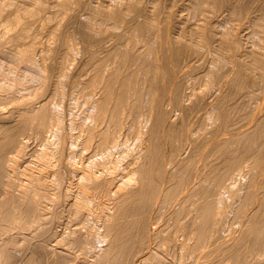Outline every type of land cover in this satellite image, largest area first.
Here are the masks:
<instances>
[{
	"label": "bare ground",
	"instance_id": "bare-ground-1",
	"mask_svg": "<svg viewBox=\"0 0 264 264\" xmlns=\"http://www.w3.org/2000/svg\"><path fill=\"white\" fill-rule=\"evenodd\" d=\"M2 1H3L2 4H4L8 0L6 2H4V0ZM44 1L46 0H42L40 5L39 4L36 5L35 8L27 9L26 8L27 6L26 7L24 6V8L21 6V4H23L24 1L21 2L20 0L19 1L17 0L18 3H16V0H9L7 4L8 3L11 4L5 5V8L12 7L13 8V10L11 9L12 14H15V17H13L12 15L13 18L10 19L11 13H9L10 17L7 20L4 19V17L7 18V16L1 14L5 13L8 10L6 9L4 11V5L1 4L3 7L0 6V13L2 11L4 12L0 14V17H3L4 22L1 20L0 26L1 28L3 26L5 36H8L10 32H13L11 33L12 36H10L9 40L13 42L15 41L16 45L18 44V46L22 47V44L20 45L19 43L21 42L25 43L27 34H29L27 33L28 25H24V23L22 22V20H25L23 19L24 18L23 14L25 15V17L27 15V18L29 17V19H31L30 21L33 23L35 18L38 19L39 17L38 14L41 15L43 13V12L40 13V11L42 9L41 7ZM86 1L87 0L58 1L59 5L57 4L58 6L56 11L57 15L55 18L57 17L60 18V14L61 15L66 14V16L64 15L65 18L62 17L65 21L61 24L60 30L55 29L56 26L54 27L52 26L57 31L56 33H54L55 31L51 32V34L54 33V37H53L54 39L53 38L52 39L55 40L54 42L51 39V41L53 42L52 45H54L52 46L53 48H50L51 46L48 47L49 49L52 50V52L50 50L49 51L53 53V54L50 53V55H48L49 58L52 55L50 59L51 61L49 60L48 56H46L47 58H44V55L42 56V54H41L42 57L41 60H38V58H36L35 52L37 51L38 47L36 48L35 52L31 49L28 48L22 49L20 47L21 50L16 49V51L17 50L18 51L14 56L11 53L12 51H10V53L13 56L12 57L13 61L19 63L20 65L23 64L24 69L25 70L27 69L29 71L30 76L27 77L29 78L28 80H24V79L22 80L20 77H18L19 75V74L17 75L18 68L16 67H18L19 65L15 66L16 70L13 69V67L11 66V68L8 67L10 68L9 70L5 72H0V264H264V173H263L264 171L263 172L261 171L264 169L261 166L263 165V163L262 160L259 158V156L258 159L256 158L257 155H255L256 157L254 158V161L252 159V156L248 157V160L251 163H248L247 158L245 159V157L243 156L240 157L236 156L237 154L241 155V153L242 155H244L243 153H245V151L242 152L243 149L244 150L247 148L249 149L252 146L251 144L252 137H253L252 139H254V137L255 138L263 137L259 135L264 134V119L259 120L256 118L257 116L254 117V115L247 112L249 113L248 117L249 115H251L250 117L252 118L254 117L256 119V120L254 119L256 126L254 127V129L255 131L256 130L257 131L255 132L256 134L253 133L255 134L254 136L251 133V131L252 132L254 131L252 129L250 131L251 134L247 129H245V132L240 130L241 132H243L244 136L248 135L249 138L251 137L250 139L247 138L248 136L245 137V140L247 139L245 142L250 140L251 143H249L250 142L249 141L248 142L249 144L248 143L245 144L246 146L244 147L246 148L239 147L242 150L240 151L241 152L240 154L236 153L237 151L234 152L233 148L230 149V145H231L230 143H236L237 145H239V143L241 144L240 142L241 138L239 137H238L239 139L236 138L237 140L235 142L234 141L235 138L232 140L233 136L231 135L229 136V138L232 140V142H229L230 139H227V136L225 139L226 142L225 140H223L225 144L227 142L229 143V145L228 144L226 145L229 148L227 147L225 148L224 146L225 144L224 145L220 144L221 148L219 147L220 148L219 152H221L220 154H222L223 157L219 153L218 154L215 153L217 152V150L213 152V155L215 153V155H220L222 157V158L221 157L218 158L219 160L218 159L216 160L217 158L216 156H215L216 158L214 157V159L212 160H210V158L208 159L209 157L208 153L210 152L207 153V151L205 152L202 149L199 150L196 149L195 145L197 144L194 145V148L198 151L196 152L194 150V153H192V155L189 154L188 158L184 157L185 155H188L186 154L188 151L187 152L185 151L184 141L185 139L188 140L189 137L187 136H189L190 133L193 134L190 130L187 131L185 127L186 124L185 121L186 118H189V116H191L192 112L195 110L194 108L196 107V103L198 104L197 106L200 105L198 102L194 101L193 98H195L197 94L195 93L196 94L195 95L193 92L192 94H190L191 92L189 94L187 93L189 95V99L188 102L187 101L185 102V100H187L185 99L187 97L186 96L187 94H185L184 97L183 90L187 87L186 84H185L186 87L184 86V82L187 83V81L184 80L188 79L186 78L188 74H190L191 76V73L192 74L194 73L195 71L194 66L196 65L195 63L198 62L197 60L199 59L197 58V56L200 57V55L204 54L205 52H208V54H210L215 52L216 50L218 51V48L217 49L212 48L216 50L209 52L211 48L208 46V43L212 39L210 38V40L208 41V36H207L208 31L207 29L205 30V28L208 25L207 26L205 25L206 27L204 25L203 27L199 26L201 28L198 27L199 29L197 30L195 27V32L193 33H195L194 35H196L197 38L196 41L198 40L197 47L200 46L199 47L200 51H196L198 52L196 57L194 56L191 57L190 53L188 52L190 51V48L192 49L191 47L192 45L189 46L190 45L189 43L192 44L195 42V40L194 42L187 41L186 43L185 41L187 40L188 36L187 37L182 36L184 41L182 39L181 41L183 42L180 41L177 42V38H175L176 40L173 41L174 38L172 36H171L172 40L167 38L168 37L167 35H166L167 37L164 38L163 34L165 32L163 31L161 25H165V22L167 21L163 20L165 21L163 24L158 23V21L156 20L157 18L154 17L153 14L154 12L152 11L153 13H150L151 12L149 10L150 8L147 10L148 4L147 6L145 5L146 4L145 0H122L126 9L125 14L127 12L129 13V17H126L127 19L123 14L124 13L123 11L125 9L121 11L123 6L122 7L119 6L121 7L118 8L120 10H117L114 7L112 9L110 7L111 9L110 10L107 7L109 11L103 12L100 15L101 16L103 15L104 16L103 18H105V20L109 19L110 21L112 19V22L114 21L115 24H117L119 21H124L123 19L125 18V21L123 22L125 24V28H123L124 26L122 28L123 30L130 29L132 33L134 29L139 30L140 32L144 30L145 31L148 30L149 32L148 35L151 33L154 36L153 37L151 35L152 38L150 39H152V41L157 40V45L155 44L156 46L154 45L155 47H153L152 45H149L148 42L146 43L147 45L144 44L145 46L141 47L138 44H142V43L138 41L139 39L138 37H137L138 39L136 38L137 32L134 33L135 35H133L132 33H129L127 30L129 35L131 34L132 35L129 36L128 34H126V36L128 35L129 38L125 37L128 38L126 40L127 42L125 41L126 42L125 44L122 43L123 41L117 42V46L118 45L120 46L118 49H116L117 48L116 43L114 44L116 48L113 49L115 51L117 50L116 53H114V50H112L111 52L110 49H108L107 52L105 51L107 50L106 46H108L109 44L105 46V43H103L104 46H102L103 45L102 44L101 48L98 46L99 50L103 49L101 50L103 51L102 52L103 55H105L106 53L108 54V52L110 51L111 54H108L105 58V56L102 57V53L100 55L101 57L99 56V54H97L100 51L98 49L97 51L95 50L96 48L94 44L99 43L100 45V42L103 41L105 42L107 36L106 37L102 36L103 37L101 38L102 40L100 39V41H98L97 39H99L100 36L97 38L96 35L97 41H95V39L93 41L95 34L92 33L94 35L92 36L91 32L92 30L94 32L95 27H92L94 23L92 22V24H90L88 21L85 22V20L83 19L84 21L83 20L81 21L84 22L83 24L87 25L88 27L84 26L85 27L84 28L82 26L83 29L81 27V21H80L81 18L79 19V16L83 10L87 9ZM160 1L162 0H159L158 2ZM232 1L234 2V0ZM240 1L239 3L232 2L230 3L231 4L230 6L226 5L227 3L226 4H224L223 2L222 3L224 4L223 7L226 8L228 7L229 10L230 9L232 10L231 13L232 16L237 17V14L241 13L242 11L240 10L241 7L244 5L243 4L244 0L243 1L240 0ZM116 2L117 1H115V3ZM156 2H154V4L158 3ZM166 2L167 1H165L164 4H166ZM168 2L170 3V1ZM249 2H251V4ZM249 2L248 4H250L251 6L254 3L252 0L251 1L249 0ZM174 5L176 6L177 4L174 3ZM108 6H110V4ZM186 6L189 7V5ZM192 6L194 7L195 11L201 13L200 19H202L201 18L202 14L204 15L205 13L211 11L215 12L216 9L215 7L217 6L220 7L218 0H196L194 1ZM254 6L256 5H253L252 9H254ZM244 7L242 9H245L247 11L248 5L246 6L247 9ZM261 7H263V5L257 7L259 11L263 10L264 8L263 7L261 9ZM50 8L51 7H49V9ZM107 8L106 10H108ZM159 8L160 7H158V9ZM189 8L193 10L191 6ZM95 9L96 7L94 8V10ZM98 9L101 11L100 8H97V10ZM252 9H250L249 7V10L252 11ZM45 10H47V8ZM154 10H156V5ZM245 10H243V13ZM249 10L247 11L248 13H250ZM58 11H59V15H58ZM147 11H150L149 13L152 14L155 19L148 18L149 15L147 14ZM161 11L163 12V10ZM98 12L96 14H98ZM261 12L258 13L259 20L264 19V18L261 19L260 14L263 13ZM156 13L157 12H155V14ZM223 15L224 13L222 14V17ZM46 17H49V15H46ZM46 17H44V19ZM140 17H144L145 20L144 21L142 20L143 23L140 22L137 24L138 21L137 19H139ZM165 17L167 18L166 15ZM206 17H208L207 14L204 15V18ZM234 17L232 18L235 19ZM243 17L244 15H242V18ZM195 18L194 20L196 21ZM232 18H228V19L231 20ZM249 18L251 19V17ZM209 19H211L210 15L207 20ZM236 19L238 20V18ZM76 20L80 21V24L79 25L77 24L76 26L77 29L78 28L80 29L78 30L76 29L79 33H77V31L75 30L76 32H74L73 34L74 36L75 33L77 34L76 35V37H78L77 40L79 39L81 43H83V46L85 45L87 47V48L84 47L83 49L85 48L89 49L90 51L88 52H90L89 54H91V56H89L91 59L90 58L88 59L86 57L89 60V62L88 61L87 62L89 64H92V66L89 67V70H87L88 67H86V70L88 72L90 71L89 73L91 77L89 78L88 75V77H86L85 80L87 81V79L89 78L90 81L89 80L88 81L89 83H91L90 85L89 84L87 85L88 82L83 83L84 82L83 80H78L79 79L78 77L81 76L83 77L84 75L83 73L85 70L82 68V65H84V63L80 62L82 63V65H80L79 63L80 66L78 65L77 69L75 68L77 70V71L75 70V72L77 73L78 77H74L73 76L74 72L72 71L73 73L71 72L70 74V69L68 70L70 62L72 61L74 62L75 60V63H77L76 61L78 59L75 58L76 50L74 51L73 49L74 48L73 46L76 43L72 44V41L75 38L71 35L72 33H69L72 24L75 23L74 21ZM183 20H187V19H183ZM204 20L205 19H203V21ZM37 21L39 22V19ZM95 21L97 20H95L94 17V22ZM159 21L162 22L161 20ZM193 21L190 22L194 24ZM211 21L213 22V20ZM1 22H3V24ZM42 22L44 21L42 20ZM186 22L188 21H185V23ZM262 22L263 24L261 25L263 26L264 20L260 21V23ZM206 23L208 24V21H206ZM253 23L251 25L255 27ZM170 24L171 23L168 22L167 24L168 28ZM173 24L176 25L175 23ZM187 24L188 23H186V26ZM226 24L227 21L225 23V27ZM113 25L114 24H112V26ZM197 25H200L199 22ZM211 25L212 24H210L209 26ZM116 26L121 27L118 24ZM178 26H180V24H178ZM193 27L194 26H192V28L191 27L188 28H190L191 30L194 29ZM53 28L52 30H54ZM208 28L210 29L211 27ZM185 29L183 28V30ZM256 29H258V26L255 28L254 33H257ZM259 29L258 30L260 33L261 30L262 32L264 31L263 28H259ZM224 30H227L228 32V27L227 29L224 28ZM229 30L231 31V28H229ZM237 30H235V32L231 31L228 33L224 31L225 34L224 35L222 34L223 36L221 35L222 37L221 43L219 41L220 37L218 38L219 42L218 41L217 42L218 44H220L221 47L220 51L221 52L223 51L224 55L228 54L229 53L228 51L230 52L234 51L237 54V52L243 49V48L239 49L241 45H239V42L237 41V37H238V33L236 32ZM252 30L254 31V29ZM49 31L48 33H50ZM253 31H252V35H253ZM98 32L103 34L101 30ZM142 33L143 32H141L140 34ZM180 33H182V31ZM212 33H214V31ZM4 34L0 33V35H4ZM140 34L138 35L137 33V36H140ZM65 35L67 38H65ZM69 35H71L73 39L72 38L70 39ZM90 35L92 40L90 39ZM123 35L125 36V34ZM260 35L258 36V38H260ZM117 36H119V38L122 39L121 34ZM117 36L115 37L116 40L119 39V38L117 39ZM216 36L218 37L219 35ZM8 37L6 38L8 39ZM147 37L148 36H146V38ZM108 42H110V40ZM254 42L255 41H253V43ZM211 43L212 41H210V44ZM68 44L71 45L70 46L71 48L73 47L72 48L73 50L71 49L72 51L68 50L67 48L69 46ZM97 45L98 44H96V46ZM137 45L139 48L142 49L144 48L143 52H140L141 49H139ZM255 45L257 46L258 44L255 43ZM177 46H178V50H179V46L180 49L182 47L185 48L186 51L184 50V52L185 53L187 52L191 57L190 59L188 58L189 65L192 66L193 64H195L193 65V68L188 69L187 67L189 65L179 66L178 61H176V59H178V56L175 57L176 59H174V61H176L177 63L176 64L174 63L173 56L175 55L173 54H175L176 52L178 53V51L175 50ZM217 47H219V45ZM252 47L254 48V46ZM48 48L45 49V53L48 52L46 51L48 50ZM63 48L67 50L65 51V55H63L65 57H62V53H61V58L64 59H62V61L58 60L59 61L58 62L57 59L60 55V51ZM41 49H43V47ZM135 49L139 51H137L136 53V51H134ZM243 50L245 52V49ZM4 51L6 52L5 49ZM86 51L84 52L86 53ZM174 51L176 52L174 53ZM255 51L252 52L253 55H251L253 57V61L255 62V64H253L254 62L252 63L253 65H255L253 67L255 68L257 66L256 68L258 67L262 68L264 67V59H263L264 56L263 54H260L258 50L257 51L259 53ZM218 52H215V54L213 53L214 56L211 54L212 58L214 57L215 59H217L216 64L220 63V61L218 62L219 57L218 58H216L217 56L215 57L216 53ZM221 52H219L218 56L222 54ZM132 53H134V55ZM248 53L251 52L249 51ZM82 54L84 55L83 52ZM230 54H228V56ZM232 54H231V56H233L232 58H237L235 56H239ZM4 56H6V54ZM228 56H226V58H228L227 61L229 62L230 58ZM112 57L114 58L113 61L111 60L113 62L112 64L113 66L109 65L110 63H112L111 61L109 63V60ZM212 58L211 61H213L214 59ZM10 59H11V55L9 57V60ZM47 59L49 61H47L46 63ZM140 59L142 63L144 62L143 65L142 64L140 65L141 63ZM223 60H225L223 61L224 64L228 65L230 68L231 66L229 64L231 62L227 64L228 62L225 63L226 59ZM234 62L237 63V61ZM238 62L239 65H241L240 61ZM185 63L186 62H184L183 64ZM211 63L209 64V66L211 65ZM3 64L1 65L3 66ZM224 64H222L221 67H224ZM218 65L213 66L214 71H212L211 69L210 70L211 74L217 72V70L215 71V67H217ZM234 65L235 63L232 65V67ZM239 65L237 63V66ZM74 66H72V68ZM200 67L202 66L200 65ZM236 67L234 66V68ZM196 68L197 67L195 66V69ZM234 68L233 69L230 68L229 70L232 69L231 70L232 73L233 71L236 72L237 69L234 70ZM259 68L258 71L263 73L264 71H260L261 69ZM223 69H221L218 73L220 72L223 73L224 72ZM190 70H192L191 73H189ZM239 70L241 71L240 73H242L241 68ZM226 73L224 72L223 74ZM261 73H258V75H260ZM67 74H70L68 77V81L70 79V76H73L74 79L78 78L75 80L78 89L79 86L83 84L85 85V86L84 85L81 86L83 87V90L85 89L84 87L88 89L89 86L93 89L91 90V88H89L91 91L90 90L88 91L90 92L85 91L86 93H84V95L85 94L88 95L86 97L87 99L85 98V96L84 98H81L83 100L84 99L86 100V101L84 100V104H82L81 102L80 105L83 106L79 107L81 108L82 111L84 110L82 114L83 115L82 118L79 117L80 114H78L79 115L78 118L76 116L78 112L76 114L74 112L75 110L77 111L79 109L78 102H77V106H74L71 104L72 102L71 103L69 102V100H67L68 103L66 104L64 103L62 104L63 101L60 100L62 98L64 99V95L66 96L68 95V90L66 92V87H64L65 85L63 83L64 82L63 80L64 78L66 79ZM78 74H80L81 76ZM87 74L88 73H86V75ZM194 75H192V77ZM214 75L215 76L213 75L212 76L216 77L217 74L214 73ZM239 75L235 73V77L233 78L232 76H230L231 78L229 77V79H231L230 83H232V85H234L235 87L234 90L236 94H234V91L232 93L235 96L239 94L236 92L237 90L238 92H241L240 94H242L244 90L242 89L244 85L241 88L240 85L241 75L240 77ZM263 75L264 74H261V77ZM219 76H221V74H219ZM226 76L227 75H225L226 79L224 77L222 78H224L228 83L227 81L228 77ZM73 77H71L72 80ZM84 78L85 77H83V79ZM242 78H243V73H242ZM262 78H264V76ZM212 79L214 80V78ZM210 80L211 79L209 77V82L212 83L213 81ZM263 80L261 82H264ZM191 81L192 80H190V82ZM194 81L196 80L194 79ZM194 81H193L194 83L193 86H195L196 83ZM242 81L243 79L241 80V83L243 84ZM224 82H222L221 85H219L220 83L217 82L219 84H215V85L216 86L219 85L218 87L221 86L220 88L223 89L222 85L226 83ZM210 84L208 85L209 87H211ZM259 84L261 85L262 83ZM29 85L30 86L33 85L36 87L33 86L30 87ZM213 86L214 84L212 85L211 88H213ZM228 86L231 87L230 85ZM73 87H75V85ZM188 87L185 89L186 91L184 90V93L188 92L187 91L189 89ZM229 87L227 89H232V87L231 88ZM77 88L74 91H76ZM191 88L192 87H190V89ZM215 88L218 91V88L217 87ZM220 88L219 90H221ZM237 88H240L242 91H240ZM227 89L225 91L228 95L229 92L227 91ZM225 91L222 90V92L224 93ZM76 92L78 93L79 91ZM83 92L84 91H82V93ZM218 92H216L215 94L216 96L217 94L219 95ZM244 93L242 94V96L239 95V97L242 98L244 95L247 96L246 94H248L249 92H247L246 94ZM251 93L252 92H250L249 94L250 96ZM227 95H223L222 93L221 96L217 97L218 98L217 102H215L214 98H213L214 100L211 98L215 102L211 104V107L208 106L210 107L211 113H209L206 117L204 116L205 118L202 117L200 118H202L203 121L204 120L206 121V119L207 121L208 120L212 121V119L215 118L216 120L221 122V123L219 122L220 126L224 127L229 125V123L231 122L230 120L232 118L230 112H227L228 110L225 109L229 106H226L224 108L223 104L229 99L231 103V98H233V96L230 95L232 97L229 98V95L228 97ZM191 96H193V98ZM200 96H201V92H200ZM250 96L247 97L249 98ZM247 97L245 98L248 99ZM78 98H80L79 95L76 98V101H79L77 100ZM245 98L244 100H246ZM239 99L237 98V102ZM242 99H240L239 100L240 102L238 103L241 104L243 102ZM18 101L19 102L21 101L22 103L20 102L18 104L17 103ZM14 102H16L17 105L15 103V105L10 107V105H12ZM252 102H250V104ZM200 103L202 104L203 101ZM230 103H228L227 105H229ZM238 103H234L235 107L236 106L238 107L239 105ZM258 103L259 102L256 101L252 105V107L250 105L247 106V107H251L252 109L254 108L253 111H251V109L248 108L250 109L251 113H254L255 110L254 105ZM73 104L76 105L74 101ZM246 104L247 103H245L244 105L245 107ZM259 105L263 106L264 104L262 105L261 103H259ZM259 105H257L258 108L260 107ZM73 106L77 107V109L75 108L74 110ZM166 106L169 107L171 106V108H173L175 112L178 111V113L180 112L181 115L179 117H177L178 115L177 116L175 115V118H173L172 115L168 116L169 108L166 109L167 108ZM232 106L233 104L230 106L231 109ZM221 109H225V110L223 111ZM227 109H229V111L231 112H233L234 110V108L232 110H230V108ZM263 109L264 106L262 107V110ZM199 110H201V108H199ZM259 110H257V112H259ZM262 110L260 111V113L262 112ZM205 111L202 113L205 114ZM222 111L225 113H223ZM226 112L229 113L231 118L230 120ZM199 113L201 114V111ZM245 115L247 114L245 113ZM143 116L146 118L147 121L145 122V124H144L145 119ZM141 117H143L144 120H141L142 119ZM148 118L150 120H148ZM202 119H201L202 125L200 124L198 126L199 127L202 126L204 128L203 125H205V123L203 124ZM189 120L187 123H189ZM195 120L197 119L195 118ZM216 120L214 121L213 119V122H215L214 125L217 126L218 128V125L216 124L217 122ZM254 120L250 122L253 123ZM209 122H207L206 124H208ZM246 122H249V120ZM128 125H130L128 127L129 129L127 128ZM214 125H210L209 127L213 126L215 128V132L217 130V135L215 133L212 135L219 136L218 131L221 127L219 126V128L216 129ZM205 126L207 127V125ZM253 126L254 125H252V127ZM191 127H193V125ZM126 128L129 130V132L132 133L131 136L132 135L136 136L135 138L140 142V145H138L140 146L139 151L137 150V152H135L133 151L134 150L133 148L132 149L130 147L127 148L125 140L128 135L126 136L125 140L122 139L124 129ZM193 128L195 129V127ZM212 130L214 129L212 128ZM230 130L231 129L227 131L228 134L231 131H234V129L231 131ZM129 132L127 131L125 132V134L126 133L128 134ZM195 132H197V130ZM201 132L204 131L201 130ZM211 133L212 132H210V134ZM224 137L222 139H224ZM190 138L189 140H191ZM216 138L217 137L214 136V139ZM219 138H220L219 142H221V137L219 136ZM263 138H260V140L261 139L264 140ZM131 139H129V141ZM260 140L256 139L255 141H257L258 143ZM212 141L213 139L211 138L210 142ZM241 141L244 140L242 139ZM218 143L212 142V145L211 143L210 145L212 146V148L215 149L216 146H219L217 145ZM244 143L241 144V146H243ZM255 143L256 142H253L254 147H251V149L255 148L256 150L259 151L258 155L259 154L264 155V153H262L264 152L262 151V148L260 150L257 149L256 148L257 144ZM260 143L262 142H259L258 145ZM134 144L132 145L137 147V145ZM207 144L205 145V147L207 146ZM221 145H223L224 147H222ZM200 146L201 148H205L202 147L204 146V144ZM261 146L262 147L264 146V141H263V145ZM239 148L237 149L238 152H239ZM229 149L233 150V152H230L231 154L227 152V150ZM248 151L254 152L253 150H248ZM233 153H235L236 155ZM255 153L256 152H254V154ZM242 157L245 160H247L246 163H248L246 166H244L245 167L244 176L245 178H247V181L243 177L246 183H244L245 184L244 187L243 186H241L242 188L238 187L240 189L237 190L236 187L239 186L238 185L239 183L236 184V181L238 180L239 182L240 178H242L243 175V174L241 175V173H238L239 172L238 168L239 170L240 169L242 170V168L240 167L242 166V164L243 165L246 164L242 162L243 160ZM128 158H130L129 159L130 161L128 160ZM249 158L252 160H250ZM220 159L222 160L220 161ZM125 160L128 161H126L125 163ZM261 167L263 169H261ZM222 169H224V171ZM241 170L240 172L243 173L244 171ZM243 182L244 181H242V183ZM242 183L241 185H243ZM233 184H236L237 186L236 185L233 186ZM226 194L228 195L226 196ZM28 234H30L31 236L28 237L27 236Z\"/></svg>",
	"mask_w": 264,
	"mask_h": 264
},
{
	"label": "rangeland",
	"instance_id": "rangeland-1",
	"mask_svg": "<svg viewBox=\"0 0 264 264\" xmlns=\"http://www.w3.org/2000/svg\"><path fill=\"white\" fill-rule=\"evenodd\" d=\"M0 1H2V0H0ZM6 1H7V0H4V2H6ZM18 1H19V0H18ZM20 1H21V2L24 1L23 4H21V3L19 2L23 8H24V6H25V7L27 6V7H26L27 9H29V8L32 9V8H35L36 5H38V4L40 5V3H41L42 0H27L28 2H27L26 0H20ZM58 1H59V0H53V1H52V0H46V1L43 2V5H42V7H41L42 9H41V11H40V13H42V12H43V13H42L41 15L38 14V15H39V17H38L39 22L37 21L38 19L35 18L36 20L34 19V21H33V23H32V22L30 21L31 19H29V17L27 18V15H26V17H25V15L23 14V17H24L23 19H25V20H22V22L24 23V25H28V28H27L28 32H27V33H29V34H27V38L25 39V43H24V42H21V43L18 42L20 45L22 44V47H21V46H18V44L16 45V44H15V41L13 42V41L9 40V39H10V36H12L11 33H13V32H10L11 35L9 34V35H8L9 37H8V36H5V34H4V30H3V26H2V28H1V26H0V33L4 34V35H0V36H1V38H0V45H1V46H0V59H1V60H0V72H5V71L9 70V69L11 68V66L13 67V69H15V66H16V65H17V66L19 65L21 69L19 68V66L16 67V68L19 69V70L17 69V75L19 74L18 77H20L22 80H23V79H24V80H28L29 78H27V77L30 76L29 71H28L27 69H26V70L24 69V65H23V64L20 65L19 63L14 62L13 59H12V57H13L14 55H16L17 51H18L19 49L21 50V48H22V49H23V48H28V49H31V50H33V51L35 52V51H36V48L38 47V48H37V51H36L37 53L35 52L36 58H38V60H41V59H42L41 54H42V56L44 55V58H47L46 56L50 55V53L52 52V50L49 49L48 47L51 46L50 48H53L52 46H54V45H52V44H53L52 41L55 42V40H53V39H54V38H53V37H54V33H56L57 30H60V28H61V24L65 21L62 17H64V15L66 16V14L62 13V14H64V15H61V14H60V18H58V17H57L58 19L55 18L56 15H57V13H56V11H57V7H58L57 4L59 5V2H58ZM72 1H73V0H72ZM88 1H89V2H88ZM115 1H117V2H116L117 4L115 3ZM120 1H121V2H120ZM150 1H151V2H150ZM150 1H149V0H145V3H146L145 5L147 6V4H148V8H147V10L150 8L149 10L151 11V12H150V11H147V14L149 15L148 18H153V19L157 18L156 20H157L158 23H160V24H161V23L163 24L165 21H167V22H165V25H166V26H167L168 22L172 24V25H171V24L169 25V28H168V26H167V28H166L165 25H161V27L163 28V31L165 32V33L163 32V33H164V34H163V35H164V36H163L164 38L168 36L167 38H169V39L172 40V37H173V38H174L173 41L176 40L175 38H177V42H178V41L183 42L184 40H183L182 36H184V37H185V36H186V37L188 36L187 40L185 41L186 43H187V41H189V42H190V41L194 42V40H195V42H194L195 44H194V43H192V44L189 43V44H190L189 46L192 45V46H191L192 49L190 48V51H191V52H190V51L188 52V53H190L191 57H193V56L196 57V55L198 54V52H196V51H200V49H199L200 46L197 47V46H198V45H197V41H198V40L196 41V39H197V38H196V35H194L195 33H193V32H195V27H196V30H197V29L203 27V25H204V26H205V25H206V26L208 25L207 27L205 26V27H206L205 30L207 29V31H208V32L206 31V32H207V36H208V41L210 40V38L212 39V40H210V41H212V43L210 44V41H209L208 46H209L211 49H212V48H216V49L218 48V51H219V52H221V51H220V50H221V47H220V44H218V42L220 41V43H221V39H222L221 35H222V34L224 35L225 32H226V33L231 32V31L235 32V30L238 29V30L236 31V32L238 33L237 41L239 42V45H241V46L239 47V49L243 48V49H245V52H244L243 49H241L242 51H241V50L239 51L241 54H240L239 52H237V54H236V52H234V51H233V52H232V51H231V52L228 51L229 53L227 52L228 54H230V53H231V54L234 53V54H232V55H239V56H235V57H237V58L239 57L238 59H237V58H232L233 56H231V54L228 56V54H226V52H225L226 55H224L223 51L221 52L222 54L218 56L219 52H218L216 49H212V50L210 49L209 52H212V51H215V50H216L215 52H218V53H216L215 57H216V56H217L216 58L219 57L218 62L220 61V63H217V64H216V62H217L216 60H217V59H215L214 57H213V58H214V59H213L212 56H211V54L213 55V53L215 54V52L210 53V54H208V52H205L206 54L204 53V54L200 55V57L197 56V58H199V59L197 60L198 62L195 63L196 65L193 64V65H195V66L197 67V68L195 69V66H194V70H195L194 73L196 72L195 75H194V73H193V74L191 73L192 70H193V69H192V70H190V72H189V73H191V76H190V74H188V76H186V78H188L189 80H188V79H185V80H184V81H187V83L184 82V86H185V87H186V85H187V87H188V85H189L190 83L192 84V85L190 84L189 87H188L189 89H190V87H192V88L190 89V91H189V89H188V90H187L188 92H186V93H184V90H185L187 87H186V88L184 87L185 89L183 88V89H184V90H183L184 97H185V94H187V93H188V94H189L190 92H191L190 94H192V92H193L194 94L196 93L197 95L195 94L196 97H195V96H194V97L197 98V97L199 96V97H198L199 99L197 98L198 100L195 99V98H193V96H191V97L194 99L195 102H198V103L200 104L199 106H197L198 104L196 103V107L194 108L195 110L192 112V114H194L195 116L197 115V116L195 117L194 115L191 114V116H189V118H186V121H185V122H186L185 127H186L187 131L190 130L193 134L190 133L189 136H187V137L190 138V135H191V138H190L191 140H189V138H188V140L185 139V141H184V142H185V143H184L185 151H186V152L188 151L187 153L185 152V153L188 154V155H185L184 157L188 158V157H189V154L192 155V153H194V150L197 152L199 149H202V150H204L205 152L207 151V153L210 152V153H208V154H209V157H208V155H207L208 159L210 158V160H212V159H214V157L216 156L217 158H216V157H215V158H216V160H217V159L220 158L221 156L223 157V155L220 154L221 152H219V151H220V148H221V147H220V144H223V145H224L225 142H226V140H225V139H226V136H227V139H230L229 136L232 135V136H233L232 140L235 138V139H234L235 142H236L237 139L241 138V139H240V142H241V144H243V143L247 140V139L245 140V137L248 136V135H246L247 132L245 133L246 136H244V134H243V132H245V129H247V130L249 131V133H250L251 129L254 130L253 132L251 131L252 134L255 133V132L257 131V130L255 131V129H254V127H256V126H255V120H256V119H255L254 117L257 116L256 118L259 119V120L264 119V114H263L264 109L262 110V107L264 106V105H263V104H264V101H263V100H264V82H261V81L264 79V78H262L264 75L261 77V74H264V72H263V73L259 72V71H258V68H259V67L256 68L257 66L255 67L256 69L253 67V66H255V65H253V64H255V62L253 61V57L251 56V55H253L252 52H254L255 50H256L255 52H257V53L260 52V54H263V56H264V36H263V35H264V31L262 32V30H261V33L259 32V30H260L259 28H263V30H264V27H263L264 25H263V26L261 25V24H263V22L260 23V21H263V20H264V19H262V18H264V15H262V14H264V11H263V10H264V8H263V7H264V0H255V1L252 0V1L255 3V4L253 3L252 6L250 5L251 2H249V0H247V2H246V0H244V1L242 0L244 5H243V6L241 7V9H240V10H242L241 13H243V10H245V9H242L244 6H245L244 8H246V6L248 5V9L246 8L247 11L249 10V7H250V9H252V8H253V5H256V6H254V9H252V11L249 10L250 13H248V12L245 10L243 14L238 13V14H237V17H234V16L231 15V13H232V10H231V9L229 10L228 7H227V8H226V7H223V5L226 4V3H227L226 5L230 6V5H231L230 3L233 2L232 0H225V1H227V2H225L224 0H220V1L218 0V2H219V6H220V7H218V6L215 7V8H216V9L214 8V9H215V12H212V11H211L213 14H212L211 12L205 13V14L208 15V17H206L207 19L209 18V15H210V17H211V19H209L210 21L207 20L206 18H204V15H205V14H204V15L202 14L203 17H202V15H201V18H202V19H200V14H201V13H198L197 11H195V10H194V7L192 6L193 3H194V1H196V0H194V1H193V0H190V1H189V0H164V1L162 0V1H160V2H158L159 0H156L158 3H157L155 0H150ZM165 1H167V2L170 1V3L168 2V3H169V4H168V3L166 2V4H164ZM174 1H177V2H174ZM181 1H184V2H181ZM236 1H237V0H234L233 3H237V2L239 3L240 0H238L237 2H236ZM250 1H251V0H250ZM7 2H9V0H8ZM7 2L4 3V4H2L3 1L0 2V6L4 5V11H5L6 9L8 10V11H6L5 13H2V12H4V11L1 12L2 14L0 13L1 15H5V16H7V18L4 17V19H6V20L9 19V17H10L9 13H11V17H10V19L13 18V17H15V14H12V10H13L12 7L5 8V5H9V4H11V3H8V4H7ZM25 2H26V3H25ZM109 2H110V3H109ZM154 2H156L158 5H157V4H154ZM189 2H190V3H189ZM222 2H223L224 4H223ZM240 2H241V1H240ZM245 2H246V3H245ZM248 2H249L250 4H248ZM256 2H257V3H256ZM16 3H18L17 0H16ZM24 3H25V4H24ZM35 3H37V4H35ZM47 3H48V4H47ZM86 3H87V5H86L87 9L83 10V11L80 13V16H79V19L81 18L80 21L84 19L85 22L88 21L90 24H92V22H93L94 24H93L92 27H95V29H96V28L99 29V30L96 29L97 31L94 29V32H93V30H92L91 34H92V33L95 34V37H94V38L92 37V38H93V41H94V39H95V41H97V40L100 41V39L103 38L102 36H104V37L107 36V39L105 40V42H104V41H103V42H100V45H99V43H96V44H98L97 46H96V44H94V46H95L96 49H95V48H93V49H95V50L97 51V49L99 50V47L101 48L102 46H104L103 43H105V46H106L107 44H109V45H108L109 48H108V46H106V47H107V50H105V51L107 52L108 49H110L111 52H112V50H114V49L116 48V46H117V42H122V41H123L122 43L125 44V43L127 42L126 40L129 38V37H128L129 33H132V31H131L130 29H124V30H123V28H125V24H124L123 22L125 21V18H126V17H129V13H128V12H127L128 14H127V13L125 14L126 9H125V6H124L123 1H122V0H112V1H110V0H100V1H98V0H87ZM105 3H106V4H105ZM150 3H151V4H150ZM159 3H160L161 5H160ZM174 3L177 4V5L175 6ZM228 3H229V4H228ZM241 3H242V2H241ZM241 3H240V4H241ZM1 4H2V5H1ZM20 4H19V5H20ZM45 4H47L48 6L45 5ZM55 4H56V5H55ZM109 4H110V6H108ZM114 4H116V5H114ZM121 4H122V5H121ZM167 4H168V5H167ZM171 4H172V5H171ZM245 4H246V5H245ZM29 5H30V7H29ZM49 5H50V6H49ZM151 5H152V6H151ZM155 5H156V10H154V9H155ZM163 5H164V6H163ZM186 5H189V7L191 6L193 10H191V8L187 7ZM241 5H242V4H241ZM249 5H250V6H249ZM261 5H263V7H261V9L263 8V10H261L263 13H262L261 11H259V9L257 8V7L261 6ZM105 6H106V7H105ZM116 6H117V7H116ZM119 6H121V7L123 6L122 9H121V11L125 9V10L123 11V12H124L123 14L125 15V18L123 19L124 21H119V22L117 23V24H118L119 26H121V27L116 26L117 24H115L114 21H113V22H114V23H113V22H112V19H111L110 21H109V19H108V20H107V19L105 20V18H103L104 16H103V15H102V16L100 15V14H102L103 12H107V11H109L110 7H111V9L114 7L115 9L120 10V9H118V8H121V7H119ZM157 6L160 7V8L158 9ZM171 6H172V7H171ZM2 7H3V6H2ZM2 7H1V8H2ZM49 7H51V8L49 9ZM95 7H96L95 10H97V8H100L102 12H101L99 9H98L97 11H95V10H94ZM103 7H104V9H103ZM107 7H108L109 9H108ZM153 7H154V9H153ZM162 7H163V8H162ZM186 7H187V8H186ZM255 7H256V8H255ZM44 8H45V9L47 8V10H45ZM106 8H107L108 10H106ZM218 8H219V10H218ZM11 9H12V10H11ZM43 9H44V10H43ZM111 9H110V10H111ZM157 9H158V10H157ZM160 9L163 10V12H162ZM189 9H190L191 11H190ZM214 9H213V10H214ZM10 10H11V11H10ZM58 10H59V8H58ZM186 10H187V11H186ZM216 10H217V11H216ZM93 11H94V12H93ZM98 11H99V12H98ZM152 11H153L154 13H153ZM158 11L160 12L162 19H161L160 14H159ZM97 12H98V14H96ZM149 12H150V13H153L155 18H154L153 15L150 14ZM155 12H157V13L155 14ZM190 12H191V13H190ZM195 12H196V13H195ZM227 12H228V13H227ZM246 12H247V13H246ZM254 12H255V13H254ZM260 12L262 13V14H260L262 20H259V18H258V17H259V14H258V13H260ZM60 13H61V12H60ZM163 13L167 16V18L169 17V18H168L169 21H168V19L165 17V15H164ZM189 13H190V14H189ZM209 13H210V14H209ZM216 13H217V14H216ZM223 13H224V15H223V17H222V14H223ZM44 14H45V15H44ZM95 14H96V15H95ZM157 14H158V15H157ZM169 14H170V15H169ZM191 14H192V15H191ZM240 14H241V15H240ZM247 14H248V15H247ZM12 15H13V17H12ZM16 15H17V14H16ZM42 15H43V17H42ZM46 15H49V17H46ZM58 15H59V11H58ZM93 15H94V17H95V20H97V21H95V22H94V17H93ZM124 15H123V16H124ZM156 15H157V17H156ZM188 15H189V17H188ZM195 15H196V18H195ZM212 15H213V17H212ZM216 15H217V17H216ZM228 15H229V17H228ZM242 15H244L243 18H242ZM21 17H22V15H21ZM44 17H46V18L44 19ZM50 17H52V18H50ZM158 17H159V18H158ZM187 17H188V18H187ZM190 17H191V19H190ZM220 17H221V18H220ZM226 17H227V18H226ZM232 17H234L235 19L238 18V20H237V19L235 20V19H233ZM239 17H240V19H239ZM245 17H246V18H245ZM249 17H251V19H250ZM256 17L258 18L259 21L257 20ZM0 18H1L0 21L2 20V21L4 22L3 17H0ZM26 18H27V20H26ZM41 18H42V19H41ZM48 18H49V19H48ZM64 18H65V17H64ZM194 18L196 19V21L194 20ZM197 18H199V19H197ZM213 18H214V19H213ZM219 18H220V19H219ZM228 18H232L233 20H232V19L230 20V19H228ZM241 18H242V19H241ZM244 18H245V19H244ZM255 18H256V20H255ZM56 19H57V20H56ZM59 19H60V20H59ZM61 19H63V20H61ZM102 19H103V20H102ZM126 19H127V18H126ZM140 19H141V20H140ZM183 19H187V20H183ZM203 19H205V20L203 21ZM217 19H218V20H217ZM223 19H224V21H223ZM249 19H250V20H249ZM42 20H43L44 22H42ZM47 20H48V21H47ZM50 20H51V21H50ZM58 20H59V22H58ZM84 20H83V21H84ZM104 20H105V21H104ZM137 20H138L139 22H138ZM137 20H136V21H137V24H138V23H140V22L143 23V21H144L145 19H144V17H140V18L137 19ZM142 20H143V21H142ZM159 20H161L162 22H160ZM163 20H165V21H163ZM193 20H194V21H193ZM199 20H200L201 22H200ZM211 20H213V22H212ZM251 20H252V21L254 20L253 22H255V21H256V22L253 23ZM25 21H26L27 23H26ZM52 21H53L54 23H53ZM55 21H56V22H55ZM76 21L79 22V23H77ZM76 21H74L75 23H73L74 26H73V24H72V26L74 27V30H73V27H72V26H71L72 29L70 28L71 32H70V30H69V33H72L71 35L75 38V39H73V37H71V35H69V36H70V39H71V38L73 39L72 44H73V43H74V44L76 43V44H75L76 46L74 45V46H73L74 48H73V47H72V48L74 49V51L76 50V51H75L76 53L73 52V53H75V58H76V59L78 58L77 61H76L77 63H75V60H74V62H73V61L70 62L69 67H68V70L70 69V74H71V72L73 71L74 74L76 75V76H75V75L73 74L74 77H78V76H77V73L75 72V70L77 69V67H78V65H79L80 62L84 63V65H82V63H80V65H82V68H83L85 71L89 70V67L92 66V64H89V63H88V62H89L88 59L90 58L89 56H91V54H89L90 52H88V51H90V50H89V49H86L87 47H86L85 45L83 46V43H81V41H80L79 39L77 40L78 37H76V35H77L76 33H75V36H74V34H73V33L76 32L78 29H80V28H78V29L76 28L77 24H78V25L80 24V21H79V20H76ZM170 21H171V22H170ZM185 21H188V22H186V23H188V24H189L190 21H193L194 24L190 22V24H189V25L187 24V26H186ZM197 21L199 22L200 25H197V24H198ZM206 21H208V24L206 23ZM220 21H221L222 23H221ZM226 21H227V24H226V27H225V23H226ZM228 21H229V22H228ZM247 21H248V22H247ZM250 21H251V23H250ZM3 22H1V23L3 24ZM51 22H52V23H51ZM106 22H107V23L109 22L108 24H110V25H108ZM120 22H121V23H120ZM202 22H204V23H206V24H204V23H202ZM211 22H212V23H211ZM216 22H217V24H216ZM230 22H231V23H230ZM237 22H238V24H237ZM25 23H26V24H25ZM83 23H84V22L81 21V27H82V26H83V27H84V26H87V25H84ZM102 23H103V24H102ZM111 23L114 24V25L112 26ZM119 23H120V24H119ZM122 23H123L124 25H123ZM166 23H167V24H166ZM173 23H175L176 25H174ZM184 23H185V24H184ZM214 23H215V24H214ZM220 23H221V24H220ZM252 23H253V25H254L255 27H253V26L251 25ZM37 24H38V25H37ZM40 24H41V25H40ZM82 24H83V25H82ZM86 24H88V23H86ZM101 24H102V26H101ZM106 24H107V25H106ZM134 24H135V23H134ZM160 24H159V25H160ZM178 24H180V26H178ZM195 24H196V25H195ZM210 24H212V25L209 26ZM230 24H231L233 27H232ZM241 24H242V25H241ZM255 24H256V25H255ZM0 25H1V24H0ZM22 25H23V24H22ZM190 25H191V26H190ZM217 25H218V26H217ZM227 25H228V26H227ZM238 25H239V26H238ZM47 26H48V27H47ZM52 26H53V27L56 26L57 28L55 27V29H57V30H55ZM90 26H91V25H90ZM103 26H105V27H103ZM108 26H109V27H108ZM123 26H124V27H123ZM164 26H165V28H164ZM192 26H194V27H193L194 29H191V30H190V28H188V27H191V28H192ZM199 26H201V27H199ZM229 26H230V27H229ZM234 26H235V28H234ZM257 26H258V29H259V30L256 29V30H257V33L259 32L258 35H257V33H254V32H255V28H256ZM26 27H27V26H26ZM83 27H82V29H83ZM87 27H88V26H87ZM87 27H86V28H87ZM99 27L102 28V29H100ZM106 27H107V29H106ZM113 27H114V29H115V28H116V29L114 30ZM122 27H123V28H122ZM173 27H174V28H173ZM178 27H179V28H178ZM186 27H187V28H186ZM198 27H199V28H198ZM208 27H211V28H210L211 30H210ZM212 27H213V28H212ZM227 27H228V32H227V30H224V28L227 29ZM47 28H49V29H47ZM52 28H53L54 30H52ZM58 28H59V29H58ZM84 28H85V27H84ZM118 28H119V29H118ZM120 28H121L122 30H121ZM183 28H184V29L186 28V29L183 30ZM215 28H216V29H215ZM229 28H231V31L229 30ZM232 28H234V29H232ZM236 28H237V29H236ZM46 29H47V30H46ZM76 29H77V30H76ZM103 29H106V30H103ZM108 29H109V30H108ZM112 29H113L114 31H113ZM133 29H134V28H133ZM172 29H173L174 31H173ZM218 29H219V30H218ZM252 29H254V31H253ZM49 30H50V31H49ZM72 30H73V31H72ZM75 30H76V31H75ZM100 30H101V32H102L104 35L101 34L100 32H98V31H100ZM127 30H128L129 33L127 32ZM129 30H130L131 32H130ZM135 30H136V29L133 30V33H132L133 35H135L134 33H136V32L138 33V35H139L141 32H143L142 34H140V36H137V33H136V38L138 37V38H139V39L137 38L138 41H140V43L143 44V45H142V44H138V43H137L139 46H141V47H142V46H145V45H147L146 43H148V42H149L148 44H149V45H152L153 47H155V46L157 45V40H154V39H153L154 41H156V42H154V41H152V39H150V38H152V37H151L152 34L150 33V34L148 35V33H149L148 30H146L147 32H146L145 30H144V31H141V32H140L139 30H136V31H135ZM171 30H172V31H171ZM178 30H179V31H178ZM180 30L182 31V33H180V32H181ZM187 30H188V31L190 30V31L188 32ZM212 30L214 31V33H212V32H213ZM217 30H218V31H217ZM222 30H223V31H222ZM250 30H251V31H250ZM43 31H44V32H43ZM48 31H49L50 33H48ZM54 31H55V32H54ZM103 31H104V32H103ZM105 31H106V32H105ZM110 31H111V32H110ZM123 31H124V32H123ZM134 31H135V32H134ZM185 31H186V32H185ZM215 31H216V32H215ZM224 31H225V32H224ZM252 31H253V35H252ZM51 32H54V33L51 34ZM95 32L98 33V34H96ZM113 32H114V33H113ZM125 32H126V33H125ZM139 32H140V33H139ZM178 32H179L181 35H180ZM221 32H222V33H221ZM30 33H31V34H30ZM69 33H68V34H69ZM77 33H79V32L77 31ZM109 33H110V34H109ZM117 33H119V34L122 35V37L120 36L122 39H120L119 36H117V35H119V34H117ZM185 33H186V35H185ZM188 33H189V34H188ZM190 33H191V35L193 34L192 37H191ZM209 33H211V34H209ZM217 33H219V34H217ZM220 33H221V34H220ZM115 34H116V36H117V39H118V38L120 39V40L118 39L119 41L115 39V37H116ZM123 34H125V36H124ZM126 34H128V35L126 36ZM132 34H131V35H132ZM208 34H209V35H208ZM214 34H215V35H214ZM260 34H261V35H260ZM50 35H51V36H50ZM66 35H67V34H66ZM66 35H65V38H67ZM96 35H97V38L100 36L99 39L96 38ZM131 35H129V36H131ZM143 35H144L145 37H144ZM166 35H167V36H166ZM169 35H170V36H169ZM210 35H211V37H210ZM216 35H219V36L217 37ZM223 35H222V36H223ZM259 35H260V38H258ZM3 36H4V37H3ZM48 36H49V37H48ZM69 36H68V38H69ZM78 36H79V35H78ZM92 36H94V35L92 34ZM109 36H110V37H109ZM112 36H114V37H112ZM146 36H148V37L146 38ZM152 36H153V35H152ZM171 36H172V37H171ZM189 36H190V37H189ZM194 36H195V37H194ZM251 36H252V37H251ZM6 37H8V39H7ZM125 37H128V38H125ZM141 37H142V39H141ZM153 37H154V36H153ZM219 37H220V38H219ZM261 37H262V38H261ZM52 38H53V39H52ZM108 38H109V39H108ZM113 38H114V39H113ZM148 38H149V41H148ZM214 38H215V39H214ZM216 38H217V39H216ZM218 38H219V41H218ZM239 38H240V39H239ZM252 38H253V39H252ZM257 38H258V39H257ZM49 39H50V40H49ZM51 39H52V41H51ZM90 39H91V35H90ZM96 39H97V40H96ZM123 39H124V40H123ZM145 39H146V40H145ZM178 39H180V40H178ZM181 39H182L183 41H181ZM191 39H193V40H191ZM213 39H214V40H213ZM261 39H262V40H261ZM33 40H34V41H33ZM44 40H45V41H44ZM75 40H76V41H75ZM91 40H92V39H91ZM101 40H102V39H101ZM109 40H110L111 43L108 42ZM256 40H257V41H256ZM8 41H9V42H8ZM46 41H47V43H46ZM78 41H79V42H78ZM106 41H107V43H106ZM113 41H114V43H113ZM125 41H126V42H125ZM143 41H144V42H143ZM146 41H147V42H146ZM215 41H216V42H215ZM217 41H218V42H217ZM251 41H252V42H251ZM253 41H255V42L253 43ZM4 42H5L6 44H5ZM12 42H13V43H12ZM35 43H36V44H35ZM112 43H113V44H112ZM115 43H116V46L114 45ZM255 43L258 44V45H257V46H258V49H257V46L255 45ZM259 43H260V44H259ZM48 44H49V45H48ZM78 44H79V45H78ZM80 44H81V45H80ZM102 44H103V45H102ZM110 44H112V45H110ZM119 44H120V43H119ZM144 44H145V45H144ZM155 44H156V45H155ZM193 44H194V45H193ZM198 44H199V43H198ZM209 44H210V45H209ZM251 44H252V45H251ZM3 45H4V46H3ZM7 45H8V46H7ZM26 45H27V46H26ZM36 45H37V46H36ZM68 45H69V46H68ZM68 45H67L68 47H67V46H65V47H67L68 50H71V49H72V48L70 47L71 45H70V44H68ZM101 45H102V46H101ZM138 45H137V47H138ZM154 45H155V46H154ZM195 45H196L197 49H196ZM216 45H217V46L219 45V47H217ZM250 45H251V46H250ZM259 45H260V47H259ZM2 46H3V47H2ZM17 46H18V47H17ZM78 46H79V48H78ZM80 46H81V47H80ZM98 46H99V47H98ZM110 46H111V47H110ZM112 46H113V47H112ZM252 46H254V48H253ZM4 47H5V48H4ZM15 47H16V48H15ZM20 47H21V48H20ZM42 47H43V49H41ZM76 47H77L78 49H77ZM84 47H86L85 49H86L87 51H86L85 49H83ZM97 47H98V48H97ZM119 47H120V46L118 45L116 49H118ZM181 47H182V46H181ZM47 48H48V50H46V51H48V52L45 53V49H47ZM113 48H114V49H113ZM138 48H139V47H138ZM138 48H137V49H138ZM182 48H183V47H182ZM182 48L180 49V46H179V50H178V46H177V48H176L175 50L178 51L179 54H178L176 51H174V53H175V52H176V53L173 54V55H175V56H173V61H174V59H176L175 57L178 56V59H180V60L176 59V61H178L179 66H180V65H181V66L189 65L188 62H189V59H190L191 57H190V55H189L187 52H186L187 54L184 52L185 48H183V49H182ZM4 49L6 50V52L4 51ZM16 49H18V50L16 51ZM73 49H72V50H73ZM139 49L142 50V51L140 50V52H143V49H144V48H143V49H142V48H139ZM249 49H250V50H249ZM253 49H254V51H253ZM260 49H261L262 51H261ZM41 50H42V51H41ZM49 50H50L51 52H50ZM72 50H71V51H72ZM77 50H79L80 52L77 51ZM101 50H103V49H101ZM101 50H99L100 52L97 53V54H99V56H100L101 53L103 52V51H101ZM193 50H194L195 52H194ZM208 50H209V49H208ZM246 50H247V51H246ZM257 50H258L259 52H258ZM2 51H4V52H2ZM10 51H12L11 53L13 54V56H12V54L10 53ZM15 51H16V52H15ZM61 51H62V52H61ZM61 51H60V55H59L57 61H58V60H59V61H62V59H64V58H61V53H62V57H65V56H63V55H65V51H67V50H65V49L63 48ZM81 51L84 53V55L82 54ZM84 51H86V53H85ZM116 51H117V50H116ZM116 51L114 50V53H116ZM134 51H136V53H137V51H139V50H136V49H135ZM180 51H181V52H180ZM185 51H186V50H185ZM249 51H250L251 53H248ZM40 52H42V53H40ZM87 52H88V53H87ZM132 52H133V51H132ZM242 52H243V53H242ZM7 53H8V54H7ZM63 53H64V54H63ZM78 53H80L81 55L78 54ZM134 53H135V52H134ZM134 53H132V54L134 55ZM136 53H135V54H136ZM182 53H183V54H182ZM238 53H239V54H238ZM246 53H247V54H246ZM3 54H4V55L6 54L7 57L4 56ZM51 54H53V53H51ZM104 54H105V53H104ZM108 54H111L110 51L108 52ZM108 54L106 53L105 55H103V53H102V57L105 56V58H106V56H107ZM177 54H178V55H177ZM10 55H11V59L9 60ZM76 55H77V57H76ZM78 55H79V57H78ZM82 55H83V56H82ZM181 55H183V56H181ZM248 55H249V56H248ZM8 56H9V57H8ZM84 56H85V57H84ZM184 56H185V57H184ZM186 56H188V57H186ZM208 56H209V57H208ZM213 56H214V55H213ZM220 56H221V58H220ZM224 56H225V57H224ZM226 56H228V57L230 58L229 62L227 61L228 58H226ZM230 56H231V57H230ZM51 57H52V55L50 56V58H49V56H48L49 60L51 59ZM83 57H84V58H83ZM86 57H87L88 59H87ZM100 57H101V56H100ZM100 57H99V58H100ZM114 57H115V56H114ZM202 57H203V59H202ZM204 57H205V58H204ZM210 57L213 59V61H214L215 63H214L213 61H211V58H210ZM251 57H252V60H251ZM7 58H8V59H7ZM75 58H74V59H75ZM79 58H80V59H79ZM188 58H189V59H188ZM222 58H223V59H226V62H225V63L228 62L227 64H229V63L231 62L229 65L231 66L230 68H232V69L234 68V66H235V67L237 66V63H238V65H239V62H238V61H240V64H241V65H239V66H237L236 68H234V70L237 69L236 72L233 71L234 75H233V73H232V71H231L232 69L229 70V69H230L229 66L226 65V64H224L223 61H225V60H223ZM60 59H61V60H60ZM84 59H85L86 61H85ZM90 59H91V58H90ZM186 59H187V60H186ZM204 59H205V60H204ZM221 59H222V60H221ZM234 59H235V60H234ZM263 59H264V58H263ZM49 60L47 59V60H46V63H47V61H49ZM82 60H83V61H82ZM111 60L113 61L114 58H113V57L110 58L109 63H110ZM200 60H201L202 63L200 62ZM202 60H203V61H202ZM233 60H234V61H237V63L234 62ZM4 61H5V62H4ZM50 61H51V60H50ZM59 61H58V62H59ZM87 61H88V62H87ZM112 61H111V62H112ZM137 61H139V60H137ZM176 61H174L175 64L177 63ZM179 61H180V63H182V62H183V63L186 62V63H185V64H183V63L180 64ZM208 61H209V62H208ZM232 61H233V62H232ZM8 62H9V63H8ZM44 62H45V59H44ZM140 62H141V59H140ZM199 62H200V63H199ZM203 62H204V63H203ZM211 62L213 63V65H212ZM253 62H254V63H253ZM3 63H4V64H3ZM41 63H42V61H41ZM48 63H49V62H48ZM143 63H144V62H143ZM143 63L141 62L140 65H141V64L143 65ZM197 63H198V64H197ZM210 63H211L212 66H211V65L209 66ZM234 63H235V65L232 67V65H233ZM242 63L245 64V65L247 64V65H249V66H247V65L245 66V65H243ZM252 63H253V64H252ZM1 64H3V66H2ZM6 64H7V65H6ZM9 64H11V65H9ZM12 64H13V65H12ZM14 64H15V65H14ZM112 64H113V62L110 63L109 65L113 66ZM178 64H177V65H178ZM199 64H200L202 67H200ZM214 64H215V65H214ZM218 64H219V65L221 64V65L219 66ZM222 64H224V67H225V68H224V67H221ZM5 65H6V66H5ZM71 65H72V66L75 65V66L72 68ZM80 65H79V66H80ZM89 65H90V66H89ZM193 65H192V66L189 65L187 68H188V69H191V68H193ZM197 65H198L199 67H198ZM216 65H218L217 67H215V71L217 70V72H214V73L217 74V75H216L217 79H216V77H213V76H215V75H214V73L212 72V71H214V70H213V66H216ZM251 65H252V66H251ZM21 66H22V67H21ZM70 66H71V67H70ZM208 66H209L210 68H209ZM8 67H10V68H8ZM86 67H88L87 70H86ZM220 67H221V69L224 68V69H223L224 72H225V73L227 72V73H226V74H223L224 72H223V73H222V72L218 73V72L221 70ZM226 67H227V69H226ZM71 68L74 69V70H72ZM75 68H76V69H75ZM202 68H203V69H202ZM206 68H207V69H206ZM208 68H209V69H208ZM240 68H241L242 73H243V78H242V73H240L241 71L239 70ZM263 68H264V67L259 68V69H261L260 71H264ZM4 69H5V70H4ZM197 69H198V70H197ZM211 69H212L211 72H212L213 74L210 73V70H211ZM219 69H220V70H219ZM15 70H16V69H15ZM24 70H25V71H24ZM206 70H207V71H206ZM223 70H222V71H223ZM226 70H228V71H226ZM26 71H27V74H26ZM76 71H77V70H76ZM85 71H84V73H83L84 75L82 74L83 77H85L84 79H83V77H82L80 74H78V75H80L82 78H81V77H78L79 79H78V78H75V79H74L73 76H70V79H69V81H68V77H69L70 74H67V76H66V79H67V80H66L65 78H64V80L62 79V80L64 81L63 83H64V85H65V86H64V85H63V86L66 87V92H67V90H68V95H67V96L64 95V99H63L62 97H61L62 99H60V100L63 101V102L61 101L62 104H63V103H64V104L68 103L67 100H69V102H70V103L72 102L71 104L74 105V106H77V102H78V105H79L78 108L83 106V105H80V104H81V102H82V104H84V100H85V99L83 100V99H81V98H84V96H85V98H86V97L88 96V95H86V94L84 95V93H86L85 91L90 92V91L93 90V89H92L90 86H89V87L87 86L88 89H86V87H84L85 89L83 90V87H81V86H83L84 84L81 85V86H79V89H78L77 86H76L77 84H76L75 80H76V79H78V80H83V81H84L83 83L88 82L87 85H88V84L90 85V84H91V83H89V81H90L89 78L91 77V76H90V73H89L90 71H89V72H88V71L85 72ZM199 71H200V72H199ZM229 71H230V72H229ZM73 72H72V73H73ZM198 72H199V73H198ZM207 72H208V73H207ZM228 72H229V73H228ZM238 72L240 73L241 77H240V75H239ZM68 73H69V72H68ZM86 73H88V74L86 75ZM209 73H210V74H209ZM235 73H237V74L239 75V77H240L241 80L243 79V81H242L243 84L241 83V80H240L241 88H242L243 85H244V87L242 88V89H244L243 92H242V94H243L244 91H245L244 94H246L247 92H249V93L246 94V95H247V96H250L249 94H250V92H252V93H251V96H250L249 98H248L247 96H245V95H244V96L247 97L248 99L252 100L253 102L250 101V100H248V99H246L244 96H243V97H244L246 100H244L243 97H242L243 99H242L241 97H239V95L242 96V94H240L241 92H238V90H237L236 92L239 93V94H237L236 96L234 95V94H236V93H235V90H234L235 87H234V85H232V83H230V82H231V79H229V77H230V76H232V78L235 77ZM258 73H261V74L258 75ZM22 74H23V75H22ZM219 74H221V76H219ZM85 75H86V76H85ZM88 75H89V78L87 79V81H85V80H86V77H88ZM192 75H194V76L192 77ZM202 75H203V76H202ZM212 75H213V76H212ZM222 75H224V76H222ZM225 75H227V76H226V77H228V78H227V81H228V83H230V84H228V83L226 82V80H225V79H226V78H225ZM198 76H199V79H198ZM200 76H201V77H200ZM71 77H73V80H72ZM196 77H197L198 80L196 79ZM209 77H210V79L213 81L212 83L209 82ZM211 77L214 78V80H213ZM220 77H221V78L224 77L225 79H224V78L221 79ZM258 77H259V78H258ZM25 78H27V79H25ZM191 78H192V79H191ZM218 78H219V80H218ZM230 78H231V77H230ZM261 78H262V79H261ZM194 79H195L196 81H194ZM200 79H201V80H200ZM207 79H208V82H207ZM223 79H224V81L227 83V85H226V83L223 81ZM228 79H229L230 81H229ZM258 79H259V81H258ZM260 79H261V81H260ZM88 80H89V81H88ZM190 80H192V81L190 82ZM204 80H206V81H204ZM211 80H210V81H211ZM256 80H257V81H256ZM193 81L196 82V83H195V86H193V85H194ZM200 81H201V82H200ZM202 81H203V82H202ZM215 81L219 82L220 84L217 83V82H215ZM263 81H264V80H263ZM65 82H66V83H65ZM68 82H69L70 84H69ZM222 82L225 83V84L223 83L224 85H222V88H223V89L220 88L221 86L218 87L219 85L222 84ZM257 82H258V83H257ZM208 83H209V84L211 83L212 85L214 84L213 88H211V87H212L211 84H210L211 87H209V86H208V85H209ZM259 83H262V84L260 85ZM66 84H67V85H66ZM185 84H186V85H185ZM196 84H197V86H196ZM215 84H219V85L216 86ZM74 85H75V87H73ZM202 85H203V86H202ZM206 85H207V86H206ZM228 85H230V86L232 87L233 90H232V89H227V88L229 87ZM262 85H263V86H262ZM29 86H30V85H29ZM29 86H28V87H29ZM32 86H33V85H32ZM32 86H30V87H32ZM84 86H85V85H84ZM33 87H36V86H33ZM80 87H81V89H80ZM199 87H200V88H199ZM215 87L218 88V91H219V92L217 91V89H216ZM225 87H226L227 91L229 92V93H228L229 98H231V97L233 96L234 100H235V99H236V100H235V102H234L233 98H231V103L233 104L232 109L234 108L233 112H231V111H229V109H227V108H230V110H232L231 107H230L232 104L230 103V99H229V98H226V99H229L228 101L225 100L227 103L224 101V102L226 103V104L224 103L225 106H224V104H223V107H224V108H225L226 106H229V107L225 108L226 110H228L227 112H230V115H231V118H232V119H231L229 113L226 112V113L228 114V116H229V120L231 119V120H230L231 122L229 121V122H230L229 125L224 126V127H223V126H220V123H221V122L218 121V120H216L215 118H213L214 121H215V120L217 121L216 124L218 125V128H219V126L221 127V128L219 129V131H218V135L221 137V142H222V143H221V142H219V140H220L219 136H216V135H217V130H216V132H215V128H214L213 126H212V127H209L210 125H214V124H215V122H213V119H212V121H211V120H208V121H207V119H206V121L204 120V121H205V122H204L202 118H205L209 113H211V112H210L211 104L217 102V100H218L217 97H218V96H221L222 93H223V95H227V93H226V91H225V90H226ZM231 87H229V88H231ZM233 87H234V88H233ZM239 87H240V86H239ZM71 88H72V91H71ZM73 88H74V89H73ZM76 88H77L76 91H79V92H80V93L78 92L79 94H78L76 91H74ZM89 88H91V90H90ZM194 88H195V89H194ZM219 88H220L221 90H219ZM199 89H200V90H199ZM204 89H205V90L207 89L206 91H207L209 94H208ZM215 89H216V90H215ZM237 89H239L240 91H242L240 88H237ZM88 90H90V91H88ZM195 90H196V91H195ZM222 90H224L225 93L222 92ZM229 90H230V91H229ZM64 91H65V90H64ZM69 91H70V92H69ZM82 91H84V92L82 93ZM185 91H186V90H185ZM233 91H234V94H232ZM246 91H247V92H246ZM74 92H75L76 95L74 94ZM200 92H201V96H200ZM216 92H218L219 95L217 94V96H216V95H215ZM221 92H222V93H221ZM71 93H72V94H71ZM203 93H205V94H203ZM73 94H74V95H73ZM188 94L186 95L187 97H186L185 99H187V100H185V102H186V101L188 102V99H189V95H188ZM198 94H199V95H198ZM207 94H208V95H207ZM50 95H51V94H50ZM78 95H79L80 98L77 99V100H79V101H76V98L78 97ZM80 95H81V96H80ZM203 95H204L205 97H204ZM211 95H212V96H211ZM214 95H215V96H214ZM228 95H227V97H228ZM230 95H232V96H230ZM71 96H73L74 98L71 97ZM82 96H83V97H82ZM207 96H208V97H207ZM65 97H66V98H65ZM70 97H71V98H70ZM215 97H216V98H215ZM235 97H236V98H235ZM50 98H51V97H50ZM192 98H191V99H192ZM201 98H204V99H201ZM211 98H212V99L214 98V99H215V102L213 101L214 99L212 100ZM237 98H238V99H239V98L242 99V100H243V102H242L243 104H242V103H241V104L238 103V102H240V101H239L240 99H239L238 102H237ZM70 99H71V100H70ZM74 99H75V100H74ZM86 99H87V98H86ZM208 99H209V101H208ZM259 99H261V100H259ZM72 100L74 101V103H76V105L73 104V101H72ZM81 100H82V101H81ZM196 100H197V101H196ZM210 100H211V101H210ZM232 100H233V102H232ZM258 100H259V101H258ZM65 101H66V102H65ZM85 101H86V100H85ZM199 101H200V102L203 101V103L201 104ZM244 101H245V102H244ZM246 101H247V102H246ZM248 101H250V102H252V103L250 104V102H248ZM256 101L259 102V103H261L263 106H260L259 103H258V104H255L254 107H255V110H256V111L254 110V113H251V111H253V109H254V108L252 109L251 107H252V105H253ZM261 101H262V102H261ZM20 102H21V101H20ZM20 102L18 101L17 103L19 104ZM79 102H80V103H79ZM204 102H206L207 104L204 103ZM209 102H210V105H209ZM15 103H16V102H14L12 105H10V107L13 106V105H15ZM17 103H16V105H17ZM21 103H22V102H21ZM228 103H230L231 105H230V104L227 105ZM234 103H238V104H239L238 107H237V106L235 107ZM245 103H247V104H246V107L244 106ZM248 105H250L251 107H247ZM257 105H259L261 108H260V107L258 108ZM74 106H73V107H74ZM208 106H210V107H208ZM256 106H257V109H256ZM166 107H167L166 109L169 108V110H168V116H171V115H172V117L175 118V115H176V116L178 115L177 117H179V116L181 115L180 112H179V113H178V111L175 112V111L173 110V108H171V106H170V107H169V106H166ZM207 107H208V108H207ZM223 107H222V108H223ZM75 108L77 109V107H74V110H75ZM170 108L172 109V111H171ZM196 108H198V109H196ZM199 108H201V110H199ZM206 108H207V109H206ZM235 108H236V109H235ZM248 108H250L251 111H250V109H248ZM79 109H80L81 112L79 111ZM79 109H78L77 111L75 110L74 112H75V114L78 112L76 116L78 117V116H79L78 114H80L79 117L82 118V117H83L82 114H83V111H84V110L82 111L81 108H79ZM82 109H83V108H82ZM203 109H204V110H203ZM208 109H209V110H208ZM225 109H221V110L224 111ZM259 109L262 110L261 113H260L261 110H259ZM205 110H206V111H205ZM211 110H212V109H211ZM257 110H259V112H257ZM200 111H201V114L199 113ZM204 111H205V114L202 113V112H204ZM208 111H209V112H208ZM223 111H222V112H223ZM169 112H171V113H169ZM173 112H174V113H173ZM197 112H198V113H197ZM247 112H249L250 114L254 115V117H253V118L250 117L251 115H249V117H248V114H249V113H247ZM206 113H207V114H206ZM223 113H225V112H223ZM245 113H246L247 115H245ZM199 114H200V116H199ZM202 114H203V116H202ZM81 115H82V116H81ZM192 116H193V117H192ZM204 116H205V117H204ZM246 116H247V117H246ZM79 117H78V118H79ZM143 117H144V116H143ZM143 117H141L142 119H141V118H140V119H141V120H144V119H145V121H144V124H145V122H147V121H146V118L144 117V119H143ZM198 117H199V118H198ZM200 117H202V118H200ZM193 118H194V119H193ZM195 118H196L197 120H195ZM187 119H188V120L190 119V120H189V123H187V122H188ZM199 119H200V120H199ZM201 119H202V121H203V124L205 123V125H207V127H206L205 125H203L204 128H203L202 126H201L202 128L198 126V125H200V124L202 125ZM251 119H252V120L255 119L254 122H253L254 124L251 123V122H252ZM148 120H150V119L148 118ZM248 120H249V122H246V121H248ZM152 121H153V120H152ZM152 121H151V122H152ZM190 121L193 122V123H191ZM194 121H195V122H194ZM197 121H198V122H197ZM199 121H200L201 123H200ZM209 121H210L211 123H210ZM250 121H251V122H250ZM140 122H141V121H140ZM207 122H209L208 124H210V125L206 124ZM219 122H220V123H219ZM198 123H199V124H198ZM243 123H244V124H243ZM142 124H143V123H142ZM144 124H143V125H144ZM190 124H191V125H190ZM230 124H231V125H230ZM192 125H193V127H195V129L197 130V132H195L196 130H195L193 127H191ZM221 125H223V124H221ZM239 125H241V126H239ZM252 125H254V126L252 127ZM129 126H130V125H128L127 128H128ZM141 126H142V125H141ZM188 126H189V127H188ZM214 126H215V125H214ZM248 126H249V128H248ZM197 127H199V128H197ZM215 127H216V129H218L217 126H215ZM238 127H239V128H238ZM127 128L124 129V133H123V135H122V139L125 140L126 136H127V135L129 136V135H130L129 137L127 136V138H126V140H125V142H126V146H127V148H128V147H130L131 149L133 148V149H134L133 151L137 152V150H138V151L140 150V146H138V145H140V142L135 138L136 136H133V135L131 136L132 133L129 132V130H128L129 128H128V129H127ZM190 128H191V129H190ZM206 128H207L208 130H207ZM210 128H211V129H210ZM212 128H213L214 130H212ZM240 128H242V129H240ZM243 128H244V129H243ZM192 129H193V130H192ZM204 129H205V130H204ZM229 129H231V130L234 129V131H231V130H230V131L232 132V134H231V132L229 131V132H230V133H229L230 135H229L228 132H227ZM238 129H239V130H238ZM256 129H257V128H256ZM201 130L204 131V132H201ZM210 130H211V131H210ZM240 130L243 131V132H241ZM127 131H128L130 134H129V133H128V134H127V133L125 134V132H127ZM206 131H207V132H206ZM213 131H214V132H213ZM236 131H237L238 134L236 133ZM208 132H209V133H208ZM210 132H212V133L210 134ZM234 132H235V133H234ZM202 133H203V134H202ZM205 133H206V134H205ZM214 133H215L216 135H212V134H214ZM233 133H234V134H233ZM251 133H250V134H251ZM197 134H198V135H197ZM199 134H200L201 136H200ZM224 134H225V135H224ZM227 134H228V135H227ZM236 134H237V135H236ZM255 134H256V133H255ZM255 134H253V135L255 136ZM124 135H125V136H124ZM202 135H203V136H202ZM253 135H252V136H253ZM199 136H200V137H199ZM214 136L217 137L218 139H217V138L214 139ZM224 136H225V137H224ZM234 136H236V137H234ZM243 136H244V137H243ZM250 136H251V135H250ZM259 136H263V137H264V134L259 135ZM187 137H186V138H187ZM223 137H224V139H222ZM238 137H239V138H238ZM256 137H258V136H256ZM263 137H260V138H263ZM131 138H134L135 140H134V139H131ZM192 138H193V139H192ZM194 138H195V139H194ZM198 138H199V139H198ZM200 138H201V139H200ZM209 138H210V139H209ZM211 138L213 139L212 142H214V143H218V142H219V143L217 144V145H219V146H216L215 149L212 148V146H211V145H212V142H210V141H211ZM236 138H237V139H236ZM247 138H249V136H248ZM250 138H251V137H250ZM250 138H249V139H250ZM252 138H253V137H252ZM252 138H251L252 143H251V141L249 140L250 142H249V141L245 142L243 146H241L240 143H239L240 146L237 145L236 143H230V144L233 146V147H232V146L230 145V149L233 148L234 152L237 151L236 153H239V154H240V153H241L240 151H242V150L240 149L241 147L246 148V147H244V146H246L245 144H247L248 142L252 144L251 147H254V146H253V142H256V143H255V144H257V145H256V148L259 149V150L262 148V151H264V149H263L264 146H263V147L261 146V145H263V141H264V140L261 139V140H262V141H261L259 137H258V138H255V137H254V139H252ZM127 139H128V140H127ZM129 139H131V140H130L131 142L129 141ZM242 139H243L244 141H241ZM256 139H259V140H260L259 142H262V143L259 144L260 146L258 145L259 142L257 143V141H255ZM263 139H264V138H263ZM193 140H195V141H193ZM214 140H215V141H214ZM223 140H225V142H224ZM232 140L230 139L229 142H232ZM253 140H254V141H253ZM128 141H129V142H128ZM136 141H137L138 143H137ZM187 141H188L189 143H188ZM198 141H199V142H198ZM203 141H204V142H203ZM205 141H208V142H205ZM216 141H218V142H216ZM186 142H187V143H186ZM192 142H193V143H192ZM195 142H196V143H195ZM209 142L211 143V145H210ZM223 142H224V143H223ZM238 142H239V141H238ZM238 142H237V143H238ZM134 143H135V144H134ZM191 143H192V144H191ZM200 143H201V144H200ZM207 143H209V144H207ZM249 143H248V144H249ZM127 144H129V145H127ZM132 144L137 145L138 148H137L136 146H133ZM186 144H187V145H186ZM195 144H197V145H195ZM203 144H204V146H202V147H205V145L207 144V146L205 147L206 150H205V148H201L200 145H203ZM227 144L229 145V143L227 142V143L224 145L225 148H226V147L229 148L228 146H226ZM233 144H234V145H233ZM235 144H236V147H235ZM255 144H254V145H255ZM185 145L187 146V149H186V146H185ZM190 145H191V146H190ZM194 145H195V148L198 149V150H196V149L194 148ZM213 145H214V144H213ZM223 145H221V146L224 147ZM188 146H190V147H188ZM196 146H197V147H196ZM199 146H200V147H199ZM237 146H238V148L240 147V148H239V152H238V150H237V149H238ZM257 146H258L259 148H258ZM198 147H199V148H198ZM210 147H211L212 149H211ZM217 147H218V149H217ZM219 147H220V148H219ZM251 147H250L249 149L247 148V149H245V150L242 148V149H243L242 152L245 151V153H247V154H245V153H243L244 155H242V153H241V155H238V154L236 155L235 153H233V154H235L237 157H238V156H239V157H240V156H243V157H245V159L247 158V160H248V157H249V156H252L253 161H254V158L256 157L255 155H257L256 158L258 159V156H259V158L262 160V163H263V165H261V166L264 168V161H263L264 159H262V158H264V155H262V154H259V155H258L259 151L256 150L255 148H252V149H251ZM193 148H194V149H193ZM208 148H209V149H208ZM225 148H222V149H225ZM135 149H136V150H135ZM188 149H189V150H188ZM192 149H193V151H192ZM210 149H211L212 151H211ZM213 149H214V150H213ZM230 149L227 150V152H228L229 154H231L230 152H233V150H230ZM235 149H236V150H235ZM216 150H217V152H215ZM248 150H253V151L256 152L257 154H256V153L254 154V152H251V151H248ZM191 151H192V152H191ZM246 151H247V152H246ZM213 152H215L216 154L219 153L221 156H220V155H215V153H214V155H213ZM249 152H250V153H249ZM228 153H227V154H228ZM252 153L254 154V157H253V154H252ZM260 153H261V152H260ZM262 153H264V152H262ZM225 154H226V153H225ZM250 154H251V155H250ZM210 155H211L212 158L210 157ZM260 155H261V157H260ZM262 156H263V157H262ZM222 157H221V158H222ZM243 157H242V158H243ZM250 158H251V157H250ZM250 158H249V159H250ZM126 159H127V158H126ZM129 159H130V158H128V160H129ZM245 159L243 158V160H242V162H243L244 164L247 162V160H245ZM252 159H250V160H252ZM128 160H125V163H126V161H128ZM218 160H219V159H218ZM221 160H222V159H220V161H221ZM129 161H130V160H129ZM220 161H219V162H220ZM197 162H198V161H197ZM217 162H218V161H217ZM127 163H129V162H127ZM248 163H251V162L248 160ZM248 163H246L245 165L242 164V166L244 167V166H246ZM242 166L240 167V168H242V170H241V169H240V170H241V171H244L243 173L240 172V170H239V168H238V171H239L238 173H241V175L243 174V175H242V178H240L239 182H238V180L236 181V184L239 183V184H238L239 186H237L236 184H233V186H235V185L237 186V187H236L237 190L240 189V188H242L241 186L244 187V185H245L244 183H246L245 180H244V178H245V176H244V174H245V170H244L245 167L243 168ZM262 167H261V169H263ZM222 170L224 171V169H222ZM223 171H220V172H223ZM261 171L263 172L264 169L261 170ZM263 173H264V172H263ZM243 177H244V178H243ZM245 179H246V181H247V178H245ZM242 181H244V182L242 183ZM234 183H235V182H234ZM241 183H242L243 185H241ZM238 187H240V188H238ZM227 195H228V194H226V196H227ZM27 236L29 237V236H31V235L28 234ZM27 239H28V238H27ZM30 239H31V237H30Z\"/></svg>",
	"mask_w": 264,
	"mask_h": 264
}]
</instances>
